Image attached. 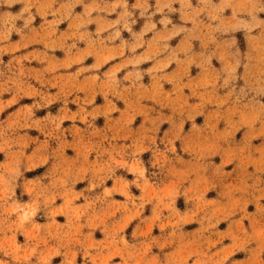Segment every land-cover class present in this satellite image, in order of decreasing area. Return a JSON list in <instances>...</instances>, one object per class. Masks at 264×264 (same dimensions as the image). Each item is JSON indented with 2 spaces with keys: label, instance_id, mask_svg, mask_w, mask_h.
I'll return each instance as SVG.
<instances>
[{
  "label": "crops",
  "instance_id": "obj_1",
  "mask_svg": "<svg viewBox=\"0 0 264 264\" xmlns=\"http://www.w3.org/2000/svg\"><path fill=\"white\" fill-rule=\"evenodd\" d=\"M183 12L192 21L182 20ZM20 124L33 126L12 131ZM12 137L49 145L47 163L36 157L23 169L15 195L48 185L53 175L66 182L56 188L78 194L69 203L80 215L93 196L85 191L88 174L75 179L87 160L129 182L127 204L143 206V228L158 213L156 197L180 182L191 199L187 204L179 192L172 200L181 219H192L185 215L192 205L223 203L209 183H236L240 165L233 157L247 154L252 162L264 144V0H0V142ZM59 163L69 176L55 174ZM7 164L0 149V171ZM118 186L113 176L104 187L95 185L109 196L78 221L66 213L55 217L60 234L72 240L68 249H144L139 220L110 215L112 202H126ZM200 190L202 203L192 202ZM24 201L0 204L4 248L14 239L33 249L31 237L45 233L44 218L20 224V212L10 214ZM196 229L188 221L182 232ZM151 236H161L157 226Z\"/></svg>",
  "mask_w": 264,
  "mask_h": 264
},
{
  "label": "rangeland",
  "instance_id": "obj_2",
  "mask_svg": "<svg viewBox=\"0 0 264 264\" xmlns=\"http://www.w3.org/2000/svg\"><path fill=\"white\" fill-rule=\"evenodd\" d=\"M160 1L156 0L157 4ZM167 5L166 3L160 4L161 7L157 11H161V8ZM181 18L192 21V17L184 12ZM31 126L33 125L20 124L12 126L11 129L12 131L28 129ZM59 128L60 125H56L55 129L59 130ZM45 136H48V133ZM31 145L34 146L33 151L26 156L25 150ZM48 148L47 142H39L37 139L24 140L20 137L17 139L12 137L0 142V149L4 152L5 161L8 163L2 168V172L0 171V204H6L8 201L15 202L17 197L19 201L24 198L25 201L21 205L17 204L16 210L9 211L10 214L19 211L20 224L26 221L32 222L34 219L40 221L44 218L46 220L43 226L45 233L41 239L38 235L31 237L35 243L33 249H21L13 239L11 244L8 243L7 248L0 245V254H3L4 258L11 257L12 262L17 264H111L113 258L119 260L120 263L117 264H264V180L262 179L264 176V144L261 150L254 152L257 155L254 160L250 159L252 162H249L247 154H242L243 150L242 155L233 157V160L240 165L236 183L230 184L229 181L219 184L209 183L207 188L216 190L218 196L223 199V203L204 205L203 197H201L203 191L200 190L196 192V195L193 194L192 202L202 204L192 205V210L186 212L185 215H190V217L192 215L191 220L181 219L177 216L179 213L174 210L172 201L180 192V182V185L174 186L172 192L167 191L161 197H156L159 199V203L155 206L158 213L146 228H143L144 222L140 220L144 212L141 211L143 206L136 207L132 203L130 209L127 204L132 197L127 193L129 182L124 177H114V173L109 168L86 160L89 167L81 169L84 173L79 170L75 179H85L88 174L89 186L85 191L93 196L85 198L86 210L82 213L93 210L95 204L105 202L109 196V190L103 189L102 193H98L95 191V185L104 187L106 180L113 176V182H119L116 192L123 195L126 202H112V205L108 207L110 215L127 213L128 219L139 220L136 230L140 232L144 241L138 245V248L143 246L144 249H68L72 240L60 234L57 229L59 224L54 219L58 214L66 213L78 221L82 213L79 215L76 208L69 203L77 197V193L73 190L56 188L58 181L61 183L59 186L66 185L64 179H54L51 175L50 179L53 182L48 185L37 183L32 188L17 190V196L15 195L16 184L22 170L34 166L32 161L36 157H39L40 164L47 163ZM89 150L86 149L84 154L89 153ZM14 154H16L15 157H13ZM195 160L203 161L205 158L198 157ZM247 166H253L255 170H259L260 175L253 177L252 174L247 173ZM163 167L160 166L162 174ZM64 169L59 163L54 167V172L56 175L65 173ZM135 169L144 177L142 167L133 166L130 171L133 172ZM65 175L70 174L66 172ZM133 183L136 184L137 181ZM219 186H221L220 189ZM180 193L188 204L191 199L187 192L183 190ZM68 197L70 198L67 200ZM146 197L151 200L155 198V195L147 194ZM57 199H61L66 204L57 207L55 205ZM182 206L181 202L178 203V207ZM161 212H166L168 216L163 217ZM188 221H192L197 229L192 233H183L182 228ZM154 226H157L160 237L151 236ZM32 227L36 229L40 226L34 223ZM222 227H225V230L220 232L218 229ZM167 229L169 234L165 237L163 233ZM73 241L77 242V240ZM55 242L58 245H55ZM62 245L64 246L61 247ZM151 245L157 249H151ZM180 247L188 249H180ZM0 264L7 263L2 262L0 257Z\"/></svg>",
  "mask_w": 264,
  "mask_h": 264
}]
</instances>
